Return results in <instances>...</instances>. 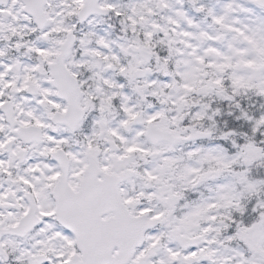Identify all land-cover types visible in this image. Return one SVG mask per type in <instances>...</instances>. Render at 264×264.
<instances>
[{"label": "snow or ice", "instance_id": "6c2138e0", "mask_svg": "<svg viewBox=\"0 0 264 264\" xmlns=\"http://www.w3.org/2000/svg\"><path fill=\"white\" fill-rule=\"evenodd\" d=\"M0 264H264V0H0Z\"/></svg>", "mask_w": 264, "mask_h": 264}]
</instances>
